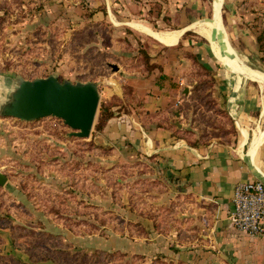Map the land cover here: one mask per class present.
Returning a JSON list of instances; mask_svg holds the SVG:
<instances>
[{"label":"rangeland","instance_id":"1","mask_svg":"<svg viewBox=\"0 0 264 264\" xmlns=\"http://www.w3.org/2000/svg\"><path fill=\"white\" fill-rule=\"evenodd\" d=\"M201 1L204 4L203 16L206 14L211 18L212 1ZM259 2L255 8L249 9L259 13L256 23L252 22L248 27L256 37L264 30V0ZM103 10V0H0V109L20 79L54 75L59 81L96 83L100 98L98 110L106 101L120 104L117 109L121 110L124 105L113 99L115 95L105 93V78L117 75L124 93L131 92L132 87L123 82L119 70L121 67L134 70L139 72V76L148 78L151 72L144 74L141 67H137L143 60L139 47L143 46L153 55L156 52L149 48L157 41L134 27L127 29L117 23L113 25L103 17ZM141 19L136 21L156 31L161 29L154 21L148 20L149 24ZM202 35H188L185 39L194 43L178 47L189 72L183 83L185 88L178 92L180 102H175L173 108H167L169 117L174 118L172 122L176 120L180 125L170 124L182 129V135L194 145L232 143L235 129L224 102L216 96V81H211L215 80L216 68L222 64L212 54L209 40ZM256 43V51L248 54V50H241L239 54L245 57L243 62L250 68L264 72V52L259 50L257 40ZM183 47L191 50L185 52ZM192 55L198 56L203 67L193 61ZM109 64L117 65L118 70L113 71ZM206 70L211 73L205 74ZM226 73L232 74L230 71ZM173 111L175 115L171 113ZM94 124L90 136L80 139L69 135L71 130L56 117L29 122L0 117V171L7 177L6 183L0 186V264H18L12 257L28 261L25 252L13 246L14 238L27 245L35 240L39 248L57 259L56 263L47 261L40 264H78L73 256L91 255L97 251L115 253L110 264H151L155 260L152 256L128 254L110 247L113 244L108 236L113 231H127L129 235L146 234V229L139 222L128 220L125 224L123 213L135 219L139 215L144 221L148 219L151 222L155 221L154 218L158 220V215H165L166 223H161L165 229L170 225L176 228V221L180 220L179 226L185 223V230L189 231L192 208L187 199L176 195L173 177L148 159L144 163L135 159L124 163H118L117 159L103 162L104 159L97 156L108 152H102L105 146L94 142L91 145V140L87 141L97 132ZM66 174H80L81 179L92 174V188L96 193L103 192L105 183L101 178L109 177L106 183L115 190L111 196V214L91 210V205L87 204L88 195L84 192L87 180L76 182ZM118 178L124 180L122 188L118 185ZM70 187H74L77 194L73 195ZM65 191L71 193L65 195ZM52 205L61 206L60 212L50 213L48 208ZM125 206L136 212L128 213ZM101 215L105 220L115 217L111 220V227H101ZM177 215L181 219L175 218ZM93 219L97 222L93 223ZM118 220L123 221V226ZM91 234L96 237H91ZM53 247L66 250L60 254L64 257L51 252ZM86 261L87 258L80 264H87Z\"/></svg>","mask_w":264,"mask_h":264},{"label":"crops","instance_id":"2","mask_svg":"<svg viewBox=\"0 0 264 264\" xmlns=\"http://www.w3.org/2000/svg\"><path fill=\"white\" fill-rule=\"evenodd\" d=\"M193 1L103 0V17L107 21L127 29L134 27L157 41L149 48L156 53H147L154 57L151 62L159 64L161 71L153 70L148 78H143L139 72L121 67L120 78L133 89L127 94L117 75L105 78V93L120 98L119 103L125 107L121 110L117 109L120 104L112 107L113 116L87 141L111 148L109 153L97 156L105 163H109L108 159H117L118 163L133 159L144 163L148 159L165 172L170 171L176 183V195L187 199L192 208L189 231L185 230V223L179 226L180 220L176 221V228L170 225L163 232L154 227L157 220L144 221L137 214L135 219L123 213L125 224L128 220L139 222L146 234L113 231L108 236L113 244L110 247L153 258L160 254L165 260L184 264H264V236L240 231L229 220L236 184L246 181L264 184V72L250 68L243 62L245 57L239 54L241 50H248V54L257 50L256 36L248 27L252 22L256 23L259 13L249 9L255 8L260 0H211V18L206 14L203 16L201 0ZM140 19L147 23L152 20L161 29L156 31L136 21ZM186 31L203 34L210 42L212 54L222 64L214 74L216 96L224 102L227 116L234 125L236 134L232 143L193 146L185 138L177 137L173 132L175 129L170 128V123H176L171 120L174 118L169 117L168 122L159 118L163 111L169 116L167 108L180 102L178 92L185 88L183 83L189 70L177 46ZM188 43L194 42L182 40V45ZM182 50L189 52L191 48L183 47ZM223 67L232 74H227ZM136 100L141 104L134 102ZM66 175H71L76 182L87 180L84 192L91 210L111 214V196L115 190L106 183L109 177L101 178L105 183L103 192L96 193L92 188V174L84 179L80 174ZM117 181L122 188L124 180L118 178ZM70 191L77 194L74 187H70ZM126 209L130 214L136 212L130 206H125ZM104 215L99 224L102 228L111 227L112 219L105 220ZM175 218L181 219L180 215ZM118 223L123 226V221L118 220Z\"/></svg>","mask_w":264,"mask_h":264},{"label":"water","instance_id":"3","mask_svg":"<svg viewBox=\"0 0 264 264\" xmlns=\"http://www.w3.org/2000/svg\"><path fill=\"white\" fill-rule=\"evenodd\" d=\"M117 71L115 64H109ZM99 92L94 82H60L54 75L43 78L20 79L0 109V115L29 122L44 117L63 120L71 130L69 135L80 139L90 136L99 105ZM179 126L180 124L176 122ZM168 176L171 172H166ZM7 177L0 171V186Z\"/></svg>","mask_w":264,"mask_h":264},{"label":"trees","instance_id":"4","mask_svg":"<svg viewBox=\"0 0 264 264\" xmlns=\"http://www.w3.org/2000/svg\"><path fill=\"white\" fill-rule=\"evenodd\" d=\"M193 33L191 31H186L183 33L181 40L178 43V47H180L182 45V40L187 38L188 35H192ZM256 40L259 43V50H263L264 49V30H261L258 33V36L256 37ZM139 53L142 55L143 60L141 62H139L137 67H141V72H143L144 74H148L150 72H152L154 69H159L161 70V66L159 64L153 63L151 62V57L150 55L145 51V49L143 48V46L139 47ZM193 61H195L198 65H200L201 67L202 64L201 62L198 60V58L195 55L191 56ZM141 63V64H140ZM205 74H209L211 73L210 70H206L204 72ZM212 82H215L214 79H211ZM62 82V81H60ZM113 99H117L120 101V98L118 97H113ZM116 105V103H114L113 101H106L104 103H101L99 106V112H98V117H97V121L94 124V130L95 131H101L104 127V125L106 124V122L113 116V110L112 107H114ZM168 112H170V110H168ZM172 114L175 115V112H171ZM0 117H8V116H2L0 115ZM159 118H161V121H165L168 122L169 120V116L166 114V111H163V114H161L159 116ZM158 119V118H157ZM39 120V119H37ZM61 122L63 123V125L65 126L63 120H61ZM161 123V122H160ZM158 125H161V124ZM232 123V121H231ZM233 124V123H232ZM170 128L175 129L173 132L176 133L177 137L179 138H185L182 135V129H178L175 126H170ZM234 128V125H233ZM235 129V128H234ZM181 134V135H180ZM186 139V138H185ZM93 144V141H91V145ZM189 144H191L189 142ZM193 146H195L194 144H191ZM100 148V147H98ZM104 150L102 152H104L105 150L109 151L111 148L110 147H105L103 148ZM106 151V152H107ZM151 158V157H150ZM71 192L65 191L64 194L68 195ZM54 203V202H53ZM45 207V206H44ZM61 206H49L48 210L50 213H58L60 212V208ZM59 209V210H58ZM171 211V210H170ZM160 217V219H158L156 221V223L154 224V227L156 229H159L160 231L165 232V228L164 225L161 226V223H166V217L164 216H157ZM111 218V216H110ZM115 217H112L111 219H113ZM156 220V218H154ZM171 220V219H170ZM121 221V220H120ZM13 246L17 249L23 250L25 252V254L28 257V261L24 262L18 258L12 257V259H15V262H17L18 264H40L43 262H47V261H51L53 263H56L57 259L56 257H53L51 253H49L48 251H45L44 249H41L37 246V243L34 241H30L29 245H27L24 242H18V240L16 238L13 239ZM57 252L58 255L63 258L64 254L60 255L61 253H66V250L61 249V248H55L53 247V250L51 252ZM115 253H107V252H101V251H97L92 253L91 255H87L86 253L83 254H77L75 256H73L72 258L76 259L78 264L82 263L83 259L87 258V264H110V262L112 261V256H114ZM58 256V257H59ZM155 260L152 261L151 264H182L181 262H177L174 263L172 261H165L164 257L162 256H156L154 258Z\"/></svg>","mask_w":264,"mask_h":264},{"label":"built area","instance_id":"5","mask_svg":"<svg viewBox=\"0 0 264 264\" xmlns=\"http://www.w3.org/2000/svg\"><path fill=\"white\" fill-rule=\"evenodd\" d=\"M231 224L254 236H264V184L246 181L236 184L232 196Z\"/></svg>","mask_w":264,"mask_h":264}]
</instances>
